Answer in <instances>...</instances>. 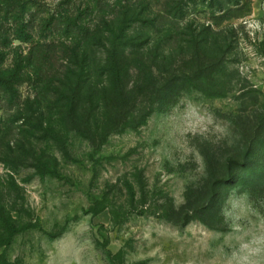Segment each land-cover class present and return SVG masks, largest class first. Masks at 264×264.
<instances>
[{
	"label": "rangeland",
	"instance_id": "rangeland-1",
	"mask_svg": "<svg viewBox=\"0 0 264 264\" xmlns=\"http://www.w3.org/2000/svg\"><path fill=\"white\" fill-rule=\"evenodd\" d=\"M95 1L22 0L9 16L0 5V264H264V0L224 16L191 4L178 24L146 27L157 81L193 70L179 33L192 23L225 41L230 85L176 89L98 145L54 107L59 74L80 71L66 20L92 32L105 16ZM163 1H145L148 18ZM143 72L130 68L127 88Z\"/></svg>",
	"mask_w": 264,
	"mask_h": 264
},
{
	"label": "trees",
	"instance_id": "trees-1",
	"mask_svg": "<svg viewBox=\"0 0 264 264\" xmlns=\"http://www.w3.org/2000/svg\"><path fill=\"white\" fill-rule=\"evenodd\" d=\"M145 1L96 0L94 7L105 16L92 32L88 27L77 26L73 19L66 20L67 26L74 25L80 33L81 44H78L76 54L80 58V71L59 74L54 107L62 120L76 128L93 145L103 143L110 133L141 125L152 112H159L170 103L176 89L189 88L201 94L221 96L230 85V71L223 56L225 41L219 42L215 36H210L206 27L197 25L193 28L192 23L182 26L179 33L184 36L185 46L192 53L193 70L186 75L160 77L161 80L157 81L148 66L158 67L159 54L156 47L149 44L151 40L144 29L152 28L154 24L161 27L168 22L178 24L185 19L191 4L198 3L209 12L224 16L233 8L240 7L242 0H164L152 18L145 13ZM19 2L22 0H0L3 6V11L1 8L0 11L7 16L20 14L24 5ZM208 43L213 58L202 55ZM171 65L165 70L157 69L167 73L172 71ZM132 67L138 73L144 71L143 77L147 78L146 82H140L141 85L127 88L126 78ZM10 79L0 76V85L10 87ZM45 133L51 135L53 132Z\"/></svg>",
	"mask_w": 264,
	"mask_h": 264
}]
</instances>
